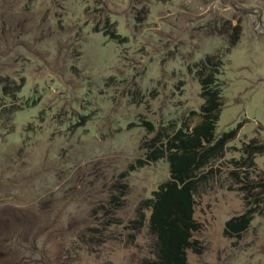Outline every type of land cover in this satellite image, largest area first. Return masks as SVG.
<instances>
[{"label": "rangeland", "instance_id": "1", "mask_svg": "<svg viewBox=\"0 0 264 264\" xmlns=\"http://www.w3.org/2000/svg\"><path fill=\"white\" fill-rule=\"evenodd\" d=\"M214 54L215 135L236 130L199 169L187 264H264V154L247 151L264 144V0H0V264L154 258L142 201L169 166L142 145L197 121Z\"/></svg>", "mask_w": 264, "mask_h": 264}, {"label": "trees", "instance_id": "2", "mask_svg": "<svg viewBox=\"0 0 264 264\" xmlns=\"http://www.w3.org/2000/svg\"><path fill=\"white\" fill-rule=\"evenodd\" d=\"M218 65L219 58L215 54L206 56V61L198 65L196 75L203 102L199 111L191 112L198 117L197 121L185 128L180 125L174 131H170L172 125L167 124L156 131L146 146L142 145L146 148L148 160L165 158L169 166L168 178L152 192L151 197L142 201L143 206L150 209L148 227L156 238L155 257L145 264H187V251L193 247L192 236L198 227L193 213L198 183L204 178L198 177L199 169L211 155L219 154L235 134L236 129L215 135L222 105L216 74ZM146 125L150 132V123ZM248 148L249 153L264 154V144L251 143ZM249 213L248 209L227 220L225 233L244 231L250 224Z\"/></svg>", "mask_w": 264, "mask_h": 264}]
</instances>
